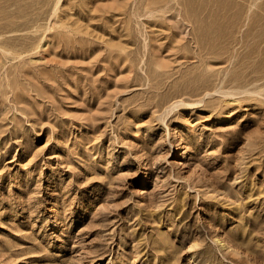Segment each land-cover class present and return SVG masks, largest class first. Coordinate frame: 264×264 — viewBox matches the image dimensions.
Segmentation results:
<instances>
[{
	"label": "rangeland",
	"instance_id": "374dc122",
	"mask_svg": "<svg viewBox=\"0 0 264 264\" xmlns=\"http://www.w3.org/2000/svg\"><path fill=\"white\" fill-rule=\"evenodd\" d=\"M0 264H264V0H0Z\"/></svg>",
	"mask_w": 264,
	"mask_h": 264
}]
</instances>
